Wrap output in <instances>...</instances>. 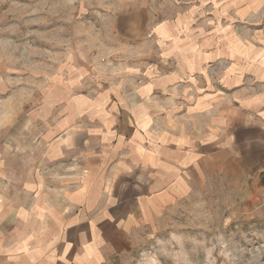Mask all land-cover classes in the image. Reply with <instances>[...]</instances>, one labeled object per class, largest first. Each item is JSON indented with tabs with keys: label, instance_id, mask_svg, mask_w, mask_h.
<instances>
[{
	"label": "crops",
	"instance_id": "0c3cea01",
	"mask_svg": "<svg viewBox=\"0 0 264 264\" xmlns=\"http://www.w3.org/2000/svg\"><path fill=\"white\" fill-rule=\"evenodd\" d=\"M174 26L157 23L159 49L69 99L49 153L56 186L38 179L20 264H103L186 203L263 205L264 64L181 41Z\"/></svg>",
	"mask_w": 264,
	"mask_h": 264
},
{
	"label": "rangeland",
	"instance_id": "374dc122",
	"mask_svg": "<svg viewBox=\"0 0 264 264\" xmlns=\"http://www.w3.org/2000/svg\"><path fill=\"white\" fill-rule=\"evenodd\" d=\"M164 20L181 41L264 64V0H0V264H20L32 246L19 230L38 216L29 208L38 179L56 186L49 153L69 99L104 84L125 58L159 49L154 27ZM261 198L251 213L186 203L103 264H264Z\"/></svg>",
	"mask_w": 264,
	"mask_h": 264
},
{
	"label": "water",
	"instance_id": "95a60500",
	"mask_svg": "<svg viewBox=\"0 0 264 264\" xmlns=\"http://www.w3.org/2000/svg\"><path fill=\"white\" fill-rule=\"evenodd\" d=\"M262 176H263L262 178H264V173L262 174Z\"/></svg>",
	"mask_w": 264,
	"mask_h": 264
}]
</instances>
